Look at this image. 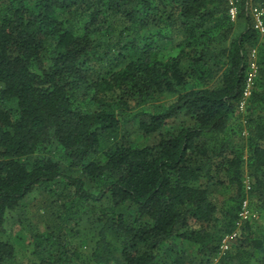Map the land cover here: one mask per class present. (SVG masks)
I'll list each match as a JSON object with an SVG mask.
<instances>
[{
	"label": "trees",
	"instance_id": "16d2710c",
	"mask_svg": "<svg viewBox=\"0 0 264 264\" xmlns=\"http://www.w3.org/2000/svg\"><path fill=\"white\" fill-rule=\"evenodd\" d=\"M253 8L264 26V0H0V264H264Z\"/></svg>",
	"mask_w": 264,
	"mask_h": 264
},
{
	"label": "rangeland",
	"instance_id": "374dc122",
	"mask_svg": "<svg viewBox=\"0 0 264 264\" xmlns=\"http://www.w3.org/2000/svg\"><path fill=\"white\" fill-rule=\"evenodd\" d=\"M250 53H251V51H250ZM245 110H246V107H245ZM245 110H243V111H245ZM243 111L240 109V106H239V110H237L234 113V115L232 116V119L230 121V127L233 128L234 130H237L238 128H240V126L242 128H244L245 121L243 120V122H241L242 114H244ZM243 135L244 136L246 135L245 129L242 131V136ZM132 140H133L134 144H136V145L145 146V145L153 144L157 140V135H152V136L146 138V137L142 136L141 134L136 133L132 136ZM64 166H66V165L64 164ZM244 185H245L246 192H249V189H250L249 177H245ZM38 203L39 202L28 203L27 207L25 208V212L19 214V216L22 214L21 215V219H22L21 221H24V225H22V224L17 225L16 234L21 236L24 239V244L25 243L28 244L29 236H30V233L26 230V225L30 224V225H33L34 227L44 229L45 223H44V220H42L43 210L39 209L40 205ZM242 208H243L242 211L245 209L248 212V221L250 220V221L255 222L256 220L259 219L260 213L256 210L253 211L250 209V201H249L248 197L244 201ZM256 225L258 228L260 227L259 222L256 223ZM220 255H223V254L220 252Z\"/></svg>",
	"mask_w": 264,
	"mask_h": 264
},
{
	"label": "built area",
	"instance_id": "2783aa9c",
	"mask_svg": "<svg viewBox=\"0 0 264 264\" xmlns=\"http://www.w3.org/2000/svg\"><path fill=\"white\" fill-rule=\"evenodd\" d=\"M237 1L238 0H228L229 5H230V15H231L232 20H235L237 16ZM252 15H253L254 22H255V29H257V31L260 33L261 38L263 39L264 38V26L262 22L263 10H260L258 8H253ZM249 57H250V66L248 69V76H247L248 78H247L246 87H245L244 94H243V99L240 104V109L242 111L245 110L246 103L248 102L251 96L252 87H253V84H254V81L257 75V49L256 48L251 50ZM240 218L242 221L248 220V212L245 209L240 213ZM236 236L237 234L233 233L224 238L220 246V252L222 254L226 253L229 250L230 244L236 238Z\"/></svg>",
	"mask_w": 264,
	"mask_h": 264
}]
</instances>
